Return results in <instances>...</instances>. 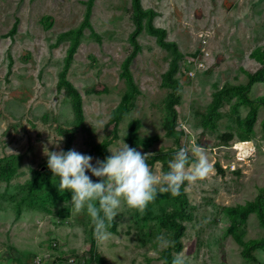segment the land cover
<instances>
[{
  "label": "rangeland",
  "instance_id": "rangeland-1",
  "mask_svg": "<svg viewBox=\"0 0 264 264\" xmlns=\"http://www.w3.org/2000/svg\"><path fill=\"white\" fill-rule=\"evenodd\" d=\"M86 1L0 0V264H34L38 256L40 264H65L76 255L90 264H170L177 252L187 264H264V249L242 256L247 241L264 237L257 214L233 217L264 188V107L255 101L264 81L238 88L264 64V0H139L153 13L142 17L128 65L136 93L116 122L130 91L122 63L132 49L133 10L131 0H93L90 28L81 27L65 74L81 99L75 126L58 80L73 39L64 33L81 25ZM148 17L176 54L147 31ZM68 138L69 149L93 163L123 142L153 153L147 163L157 175L177 149L196 144L213 170L185 182L178 197L158 192L143 215L122 202L111 237L101 242L86 210L73 209L71 191L60 192L47 167L44 148L64 150ZM248 148L240 159L238 150ZM179 210V245L160 249L157 236L174 241L167 217Z\"/></svg>",
  "mask_w": 264,
  "mask_h": 264
},
{
  "label": "clouds",
  "instance_id": "clouds-1",
  "mask_svg": "<svg viewBox=\"0 0 264 264\" xmlns=\"http://www.w3.org/2000/svg\"><path fill=\"white\" fill-rule=\"evenodd\" d=\"M109 151L110 156L93 163L92 156L74 149L49 151L44 148L47 167L53 178H59L58 190L71 191L73 209L77 213L86 210L93 234L101 242L111 237L110 228L122 202L143 215L148 205L156 200L158 192L178 197L185 182L191 184L202 180L213 170L205 149L196 144L177 149L168 161V171L158 175L147 163L153 153H142L124 142L123 147ZM91 177L98 178V182ZM156 242L160 249L175 246V241L162 235L157 236ZM34 264H40L39 257ZM159 264H169V260L161 258ZM170 264H187L183 252L175 253Z\"/></svg>",
  "mask_w": 264,
  "mask_h": 264
},
{
  "label": "trees",
  "instance_id": "trees-1",
  "mask_svg": "<svg viewBox=\"0 0 264 264\" xmlns=\"http://www.w3.org/2000/svg\"><path fill=\"white\" fill-rule=\"evenodd\" d=\"M92 2H93V0H87L86 1L85 14H84L81 25L76 30H70V31L64 33V35L73 33V39H72L71 45L69 46V48L67 50V54H66V57L64 60V66H63L62 71L59 74L58 83L60 86H62V88H64L67 95L71 98V108H72L73 115H74L75 126H80L82 124L81 99H80L79 93L70 84V82L66 80L65 74H66L68 64L71 60V57L75 51V48L77 45V37L81 31V27L86 26V27L90 28V24L88 22V17H89ZM131 7L133 10L132 20H133L134 28H133L132 32L130 33L129 40H130V43L132 45V49L122 63V74H123L124 78L126 79L128 85H129L130 91H129V94L127 95V97L121 103H119L117 109L115 110V113H114L115 122L119 120L121 114L127 108L128 101L130 99H132L134 93H136V88L132 82V77H131L130 72L128 70V65L139 49L138 43L136 41V36L140 33V31L142 30V27H143L142 17L143 16H150L151 17V15L153 13L152 10H150V9H143L140 6L139 0H131ZM150 17H148V20L146 22L147 31L150 34L156 36V40H157L158 44H160L161 46H164V47H171L172 51L176 54L177 50H176L174 44L164 41V30L161 28L153 27L151 24ZM261 58L264 60V54L262 55ZM247 78H248V81H247L246 85L238 87L241 91H245V90L249 89V87L252 84H254L255 82L264 81V64L260 69L256 70L255 72H253L251 74H248ZM240 99L244 103H250V101L244 96V93H242V92H241ZM255 101L264 107V96L259 97ZM172 105H173V100L170 99L167 103L169 110H172ZM254 114H255V110L252 108L249 111V114H248L247 120H246L247 129L249 128V126L251 125V123L254 119ZM262 126L264 128V121L262 123ZM70 141H71L70 138H68L66 140V145L64 147V151L69 150ZM183 202H185L184 199L180 200L179 204L182 205ZM263 206H264V188L259 190V194L255 197V199L253 201L248 202L244 207L238 208L237 210H235V212L233 213V217L235 218V217L239 216L240 214H242L243 212H246V211H255V213L257 214V217L260 220V223L264 227V210L262 208ZM182 215H183V212L181 210H179V211L171 212L170 215H168V217H167V222H168L169 226L173 229V239L178 245H179L178 239L182 234L183 225L181 223L176 222L174 219H175V217H181ZM257 248L264 249V237L259 239V240L247 241L243 246L242 256L244 258H252L250 253L252 250H255Z\"/></svg>",
  "mask_w": 264,
  "mask_h": 264
},
{
  "label": "built area",
  "instance_id": "built-area-1",
  "mask_svg": "<svg viewBox=\"0 0 264 264\" xmlns=\"http://www.w3.org/2000/svg\"><path fill=\"white\" fill-rule=\"evenodd\" d=\"M237 154V152H235ZM80 255V254H79ZM39 257V256H38ZM40 258V257H39ZM37 259V257H35L33 259V262ZM40 262H41V258H40ZM65 264H90L86 259H84L81 255L78 256H74L71 258H68L65 260L64 262Z\"/></svg>",
  "mask_w": 264,
  "mask_h": 264
},
{
  "label": "bare ground",
  "instance_id": "bare-ground-1",
  "mask_svg": "<svg viewBox=\"0 0 264 264\" xmlns=\"http://www.w3.org/2000/svg\"><path fill=\"white\" fill-rule=\"evenodd\" d=\"M238 143H240V142H238ZM250 148H248V150H246V149H243L242 150V152L240 151V150H238V154H240V159H242L243 157H246V156H248V154H250Z\"/></svg>",
  "mask_w": 264,
  "mask_h": 264
}]
</instances>
